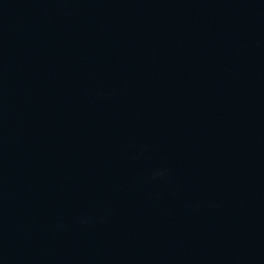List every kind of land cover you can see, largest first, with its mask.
<instances>
[{
    "label": "water",
    "instance_id": "1",
    "mask_svg": "<svg viewBox=\"0 0 264 264\" xmlns=\"http://www.w3.org/2000/svg\"><path fill=\"white\" fill-rule=\"evenodd\" d=\"M0 264H264V0H0Z\"/></svg>",
    "mask_w": 264,
    "mask_h": 264
}]
</instances>
